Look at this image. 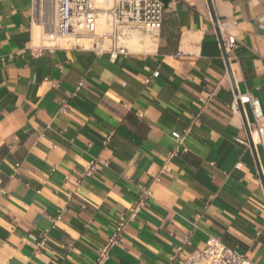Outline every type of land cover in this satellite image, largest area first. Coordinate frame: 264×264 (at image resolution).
<instances>
[{"label":"crops","instance_id":"0c3cea01","mask_svg":"<svg viewBox=\"0 0 264 264\" xmlns=\"http://www.w3.org/2000/svg\"><path fill=\"white\" fill-rule=\"evenodd\" d=\"M161 1L150 45L97 55L43 44L56 0H0V264H94L141 199L104 264H179L210 237L264 264V0Z\"/></svg>","mask_w":264,"mask_h":264},{"label":"built area","instance_id":"2783aa9c","mask_svg":"<svg viewBox=\"0 0 264 264\" xmlns=\"http://www.w3.org/2000/svg\"><path fill=\"white\" fill-rule=\"evenodd\" d=\"M56 31L63 37L73 34L76 38L87 35L89 45L86 47L95 54L104 52L112 54L129 53L128 42L136 35L149 36L152 39L159 37L164 3L161 0H103L97 5L96 0H56ZM105 25L99 29V24ZM224 48L233 49L236 44L233 40L223 42ZM241 103L247 102L251 108L253 120L247 122V127L255 142L260 134V122L263 117L260 102L257 97L248 95L239 97ZM235 111L238 103L233 104ZM180 144L181 136L178 132L172 133ZM107 164V162H104ZM97 163L92 161L84 171L90 176ZM146 191L144 196L148 195ZM143 200L129 208V214L121 215L114 226L112 233L98 251L94 264H104L109 257L110 249L119 243L128 221L136 215ZM59 214L56 219L60 218ZM42 243V241L40 242ZM179 264H248L246 253H241L228 247L218 237H210L204 246L194 249Z\"/></svg>","mask_w":264,"mask_h":264},{"label":"rangeland","instance_id":"374dc122","mask_svg":"<svg viewBox=\"0 0 264 264\" xmlns=\"http://www.w3.org/2000/svg\"><path fill=\"white\" fill-rule=\"evenodd\" d=\"M111 2V0H110ZM103 3V0H96V4L97 5H102ZM100 26H103L102 23L99 24V28ZM82 37H86L87 35H81ZM41 37L43 38V44L44 45H51V44H48L46 43V40H45V35L44 34H41ZM74 37V36H73ZM76 38V37H75ZM152 38H150L149 36H142V35H136L135 37H133L129 42H128V45L129 46H132V45H135L137 48H141L142 46L140 45L141 42H144V46H148L150 45V43L152 42ZM39 43V41H37ZM59 42V43H58ZM57 45H69V44H73L74 43V40L71 39L70 37H64V38H58L57 40ZM55 43V45H56ZM80 43L83 44V41L81 40ZM84 44H86L85 46H88L89 45V41H85Z\"/></svg>","mask_w":264,"mask_h":264},{"label":"bare ground","instance_id":"6f19581e","mask_svg":"<svg viewBox=\"0 0 264 264\" xmlns=\"http://www.w3.org/2000/svg\"><path fill=\"white\" fill-rule=\"evenodd\" d=\"M47 21H48V24L51 25V28L48 30H45V33H44V35L46 36L45 40H46V43L54 45L57 42L58 38L62 39L64 37L62 35H60L56 30H54V27H53L54 17H52V16L49 17ZM102 25L103 26H100L99 29L105 28V25L104 24H102ZM69 37L74 40V43L82 44V43H80V41L82 40L83 44H84L85 41H88V39L75 38V37H73V34H71Z\"/></svg>","mask_w":264,"mask_h":264},{"label":"water","instance_id":"95a60500","mask_svg":"<svg viewBox=\"0 0 264 264\" xmlns=\"http://www.w3.org/2000/svg\"><path fill=\"white\" fill-rule=\"evenodd\" d=\"M207 2H208V5H209V7H210V10H211V2H210V0H207ZM211 14H212V16H213L212 11H211ZM222 48H223V50H224L223 43H222ZM223 54H224V57L227 59V55H226L225 51L223 52ZM238 107L241 109V107H240V105H239V102H238ZM242 114H243V113H242ZM244 122H245V127H246L247 137H248V140H249L250 143H251L252 140H251V136H250V133H249V130H248V127H247V122H246L245 119H244ZM262 180L264 181L263 178H262Z\"/></svg>","mask_w":264,"mask_h":264}]
</instances>
